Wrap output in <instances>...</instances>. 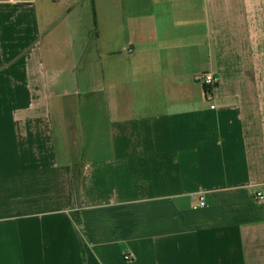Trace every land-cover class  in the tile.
I'll list each match as a JSON object with an SVG mask.
<instances>
[{"label": "crops", "instance_id": "obj_1", "mask_svg": "<svg viewBox=\"0 0 264 264\" xmlns=\"http://www.w3.org/2000/svg\"><path fill=\"white\" fill-rule=\"evenodd\" d=\"M256 191L264 0H0V264H264Z\"/></svg>", "mask_w": 264, "mask_h": 264}, {"label": "built area", "instance_id": "obj_2", "mask_svg": "<svg viewBox=\"0 0 264 264\" xmlns=\"http://www.w3.org/2000/svg\"><path fill=\"white\" fill-rule=\"evenodd\" d=\"M200 78L203 80L205 86L212 88L216 83V78L213 76L212 73H205L200 76ZM254 199L262 201L264 200V193L261 191H256L254 193ZM190 200L193 204H196L197 206L204 207L206 205V202L204 200V197L201 194H191ZM133 256L130 254H127L124 256L126 260L131 259Z\"/></svg>", "mask_w": 264, "mask_h": 264}, {"label": "trees", "instance_id": "obj_3", "mask_svg": "<svg viewBox=\"0 0 264 264\" xmlns=\"http://www.w3.org/2000/svg\"><path fill=\"white\" fill-rule=\"evenodd\" d=\"M205 90H206V91H209V90H210V88H209V87H207V86H205Z\"/></svg>", "mask_w": 264, "mask_h": 264}]
</instances>
